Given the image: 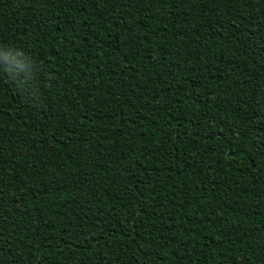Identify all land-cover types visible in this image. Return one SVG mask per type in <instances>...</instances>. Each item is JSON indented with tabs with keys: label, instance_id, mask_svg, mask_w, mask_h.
Returning <instances> with one entry per match:
<instances>
[{
	"label": "trees",
	"instance_id": "1",
	"mask_svg": "<svg viewBox=\"0 0 264 264\" xmlns=\"http://www.w3.org/2000/svg\"><path fill=\"white\" fill-rule=\"evenodd\" d=\"M0 264H264V0H0Z\"/></svg>",
	"mask_w": 264,
	"mask_h": 264
}]
</instances>
